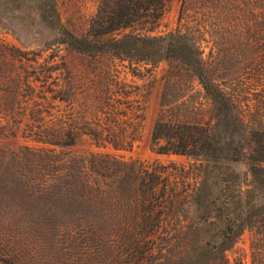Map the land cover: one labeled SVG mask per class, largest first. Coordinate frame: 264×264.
<instances>
[{
	"label": "trees",
	"instance_id": "16d2710c",
	"mask_svg": "<svg viewBox=\"0 0 264 264\" xmlns=\"http://www.w3.org/2000/svg\"><path fill=\"white\" fill-rule=\"evenodd\" d=\"M0 1L9 11L25 2ZM169 2L99 0L86 34L78 36L60 22L55 0H36L39 23L51 36L40 51L65 45L95 64L107 55L136 77L165 61L166 86L183 88L197 80L210 100L213 122L167 117L177 101L163 90L151 132L156 153L185 155L190 163L148 166L115 153L131 151L141 138L144 94L109 71L91 80L92 91L91 85L78 91L65 58L59 55L57 62L54 50L44 58L49 65L40 70L45 74L34 78L40 79L39 87L29 74L20 78L17 73L11 98L0 100V108L17 105L26 111L0 116V192L52 189L99 199L96 205L107 210L90 217L100 224L89 228L87 239L95 249L102 245L105 258L85 264H240L230 260L228 251L245 231L251 236V264H264V108L242 104L249 90L264 98V0H181L175 29L154 33ZM14 22L0 15V25L16 33ZM126 29L119 37L102 39ZM59 65L64 77L52 78ZM7 67L0 65L1 73L11 72ZM20 91L27 93L24 99H18ZM79 100L93 109L92 120L84 124L134 127H73L78 122L71 118L72 106ZM59 102L68 107L67 123L55 111ZM84 137L102 151L73 155L65 150ZM8 138L24 142H2ZM46 182L48 189L41 186ZM5 213L0 210L4 230L9 224ZM32 214L40 220L52 216ZM118 243L127 247L126 256L113 247ZM21 261L0 235V264H26Z\"/></svg>",
	"mask_w": 264,
	"mask_h": 264
},
{
	"label": "rangeland",
	"instance_id": "374dc122",
	"mask_svg": "<svg viewBox=\"0 0 264 264\" xmlns=\"http://www.w3.org/2000/svg\"><path fill=\"white\" fill-rule=\"evenodd\" d=\"M24 1L20 3V6L16 10L11 11L6 9L0 1V15L7 18L12 16L17 27V32L14 33L0 25V65L7 67V64H10L12 61L11 67H7L11 69V72H8L7 69L3 73L0 71L1 101L11 98L12 94H9L8 91L11 89L13 77L17 73H19L20 78H24L26 74H29V81H32L34 86L39 87L40 79L34 80V78L38 73L42 78L45 73L40 69H44L49 65L44 62V58H46L48 53L57 50L56 54L58 56L56 61L60 62L59 55L65 58L67 67L71 69L74 75L78 91H84L90 85V91H92L94 85L91 84V80H97L99 75L106 74L107 76V71H109L110 74L116 75L117 79L125 78L127 83L134 85L137 88L134 92L141 91L144 94L145 107L141 123V138L134 144L131 151H116L115 153L121 154L127 159H137L148 166H169L171 164L179 166L190 163L191 159L185 155L156 153L151 146V132L158 114L163 90L169 92V95L172 94L170 100L177 101L172 110L166 112L167 117L173 115L182 117L187 121L213 122L210 100L204 96L203 90L197 80H194L190 86H186L188 85L186 84L183 88L178 86L170 87L168 84L169 87L166 86L163 76L166 73L168 64L165 61L160 62L151 71L145 72L142 76L136 77L132 76L129 69L124 68L119 61L114 60L113 62H109L106 58L107 55L101 57L99 62L95 64L90 61V56L83 55L65 45L56 47L57 49L51 48V50L40 51L42 41L51 36L39 23L36 0ZM98 1L55 0L60 22L74 34L78 36L85 35L89 21L96 12ZM180 2L181 0H170L159 26L153 31L154 33L165 34L175 29ZM11 6L16 7L15 5ZM127 30L103 35L102 39L119 37ZM12 46L17 47L21 52L14 51ZM95 65H98L96 66L97 68L92 69ZM64 74V66L59 65L58 69L53 72L52 78L55 76L63 78ZM25 96H27V93L24 91L18 93V99H24ZM55 103L57 104V102ZM242 104H244V107L249 105L252 108L257 106V108L262 109L264 108V98L260 93L249 90L242 96ZM16 106L13 108H10V106L0 108V116L9 117L25 111ZM72 107L74 108L72 112L76 116L72 114L71 118L78 122L73 127H124L127 129L134 127L133 123L132 125L119 126L108 123H101L100 126L87 125L84 122L92 120L90 111L93 109L91 110V107L86 109L80 100L74 103ZM56 109L55 111L63 115V122L67 123L66 114L69 111L66 103L59 102ZM104 117L101 116L103 122H105ZM2 142L9 143L11 146H17L24 141L21 138H8ZM65 150L73 155L102 151V149L91 144V141L87 137H84L76 145L65 148ZM233 167L240 172L244 169L242 165H234ZM233 167H230L228 170H232ZM50 184V182H46L42 183L41 186L48 189ZM51 190L43 189L41 193L20 192L16 190L6 193L0 192V210L6 212L5 215H7V220L9 221V224L4 225L5 230L0 228V235H4L12 247L15 248L17 257L22 260L21 262L24 261L26 264H85L87 261L93 259L102 262L103 258H105L102 245L98 243L95 249L87 238L89 228L99 226L100 224L90 222V217L94 215L101 216L103 211L107 210V206L102 204L96 205L100 203V200L91 195L88 197L81 194L64 195L57 192V190ZM31 213H49L52 216L51 218L40 220L36 219V214L31 215ZM99 222H101L102 227L108 228L105 221L100 220ZM123 222L124 226L128 225L127 222ZM250 237V232L245 231L233 248L228 251L231 261L240 264H251ZM113 247L118 250L119 256L124 257L129 253L123 243H118Z\"/></svg>",
	"mask_w": 264,
	"mask_h": 264
}]
</instances>
